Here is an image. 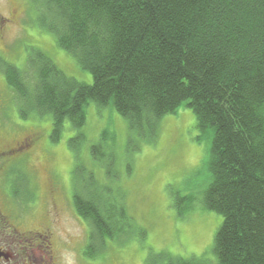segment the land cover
<instances>
[{
	"label": "trees",
	"instance_id": "obj_1",
	"mask_svg": "<svg viewBox=\"0 0 264 264\" xmlns=\"http://www.w3.org/2000/svg\"><path fill=\"white\" fill-rule=\"evenodd\" d=\"M27 1L35 23L89 72L92 84L67 76L35 47L22 68L0 56V76L19 117L50 115L53 144L68 123L77 132L69 141L74 149L84 140L89 104L114 109L146 143L184 105L197 130L211 136L202 203L222 217L213 240L217 264H264V0ZM101 150L93 146L91 156L105 170V183L80 166L72 172L71 202L88 227L81 251L87 260L132 232L128 210L108 184L117 178L115 163ZM9 175V196L26 207L33 193L28 176ZM181 203L176 198L174 207L183 218ZM148 264L209 263L160 253Z\"/></svg>",
	"mask_w": 264,
	"mask_h": 264
},
{
	"label": "rangeland",
	"instance_id": "obj_2",
	"mask_svg": "<svg viewBox=\"0 0 264 264\" xmlns=\"http://www.w3.org/2000/svg\"><path fill=\"white\" fill-rule=\"evenodd\" d=\"M0 20L9 21L1 26L3 59L22 68L28 49L35 47L67 76L92 84L89 72L82 70L73 56L58 49L54 37L35 23L36 15L27 0H0ZM12 102L0 76V150L30 140L29 147L23 150L27 155L24 160L18 152L0 160L3 169L24 171L30 177L27 187L32 185L35 190L32 203L23 207L8 200L5 179L0 185L6 241L10 245L16 243L18 253L40 245L38 233L48 237L53 264H148L160 253L217 264L213 240L222 217L208 211L202 203L210 180L207 165L211 136L197 130L190 109L182 105L176 114L164 117L156 140L146 143L128 131L127 122L114 109L89 104L81 130L84 140L72 149L69 141L77 132L68 123L60 141L53 144L51 116L30 115L23 120ZM103 134L106 135L102 137ZM96 145L102 147L99 155L113 158L117 178L108 184L125 204L133 230L121 245L108 243L106 253L87 260L81 251L87 242L88 227L71 202L76 186L72 172L80 166L105 183V170L91 156V148ZM176 198L182 200L179 206L185 210L183 218L174 207ZM39 255L35 249L33 264L41 259Z\"/></svg>",
	"mask_w": 264,
	"mask_h": 264
},
{
	"label": "flooded vegetation",
	"instance_id": "obj_3",
	"mask_svg": "<svg viewBox=\"0 0 264 264\" xmlns=\"http://www.w3.org/2000/svg\"><path fill=\"white\" fill-rule=\"evenodd\" d=\"M29 145H30V140L28 139L22 142H16L12 146H9L4 150L1 149L0 150V160L2 159L3 156L10 155L11 152L20 153L24 160V157H26L27 155L24 154L26 151L24 152L23 150L28 148ZM11 149L15 151H11ZM23 166H25V163H23ZM12 170H16V169L14 168L3 169L2 164L0 163V185L5 179L4 181H6V185L8 189H9L8 183H9V177H10L9 173ZM29 189H31V191L33 192L32 194H35V190L32 188V185L29 186ZM8 195L9 194H7V188H6V196L8 200L11 202L12 199ZM50 215H52V211ZM4 225H5V219L0 211V264H33L32 258H33V253L35 249L41 255V256L39 255L41 259L38 260L36 264H53L51 245L48 242V237L46 235L42 236L41 234L36 233L37 239L41 241L42 243L40 245L34 244L30 246L29 250L27 251L22 250L23 252L18 253L17 248H16L17 247L16 243L13 245H10L7 243Z\"/></svg>",
	"mask_w": 264,
	"mask_h": 264
}]
</instances>
